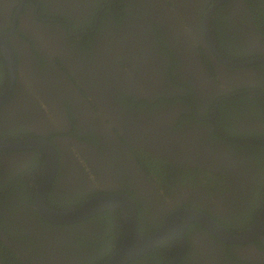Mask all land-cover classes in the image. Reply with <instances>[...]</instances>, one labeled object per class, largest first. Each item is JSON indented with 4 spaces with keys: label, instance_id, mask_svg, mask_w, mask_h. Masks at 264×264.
Segmentation results:
<instances>
[{
    "label": "flooded vegetation",
    "instance_id": "obj_1",
    "mask_svg": "<svg viewBox=\"0 0 264 264\" xmlns=\"http://www.w3.org/2000/svg\"><path fill=\"white\" fill-rule=\"evenodd\" d=\"M220 1L188 0L191 14L177 7L179 29L155 19L162 32L137 42L141 25L131 15L145 0L118 8L111 0H0V36L9 34L17 61L11 84L0 48V143L54 146L48 208L126 195L146 236L182 209L236 235L255 224L264 207V14L251 0L214 8ZM207 17L223 58L261 62L222 63ZM47 156L41 147L0 144V264H103L125 237L122 213L71 225L45 220L36 197ZM184 237L175 264H264V233L232 244L192 222ZM180 250L172 239L130 264H170Z\"/></svg>",
    "mask_w": 264,
    "mask_h": 264
},
{
    "label": "water",
    "instance_id": "obj_2",
    "mask_svg": "<svg viewBox=\"0 0 264 264\" xmlns=\"http://www.w3.org/2000/svg\"><path fill=\"white\" fill-rule=\"evenodd\" d=\"M222 2H224V0L216 4L214 8H216ZM164 7V5L159 7L157 12L153 14V17L156 20L159 19L161 21V19L164 18L163 16H165L164 14L169 11ZM142 24L143 22L140 23V25ZM178 24L179 22L176 21L173 23V27L177 26ZM205 31L213 54L216 55V57L225 65L239 68L248 64H257V62H261L259 60H253L248 64H233L232 62L223 58V56L218 51L208 28V17L205 20ZM8 37L9 34L0 36V48L3 50L8 63L12 67L10 68V79L11 84H13V81L16 77L17 61L13 49L10 47V45H8ZM139 39L140 38H136V41L138 42ZM0 144L4 145L5 149L10 150H23L26 148L41 147L47 153L48 156L44 169V178L37 189L36 197V209L45 220L53 224L71 225L84 222L107 211L118 210L122 213L126 227L125 237L119 250L103 264H130L139 259L144 254L159 247L163 243L172 239H178L181 243V250L176 258L170 263L175 264L182 258L186 251L187 241L184 237V234L189 224L192 222L200 223L212 235L222 238L226 242L232 244L250 243L252 241L262 239L263 237L264 207L255 224L249 230H247L245 234L242 235H236L223 229L211 218L194 209H182L176 211V213L167 218L165 224L160 228V230L151 235H142L139 232V213L137 205L132 198L126 195H100L90 199L88 202L80 205L79 207L71 208L67 211L52 210L47 206V197L54 178L56 177L59 163L58 154L54 146L51 143L41 140L25 141L21 144ZM178 222H183V225H179Z\"/></svg>",
    "mask_w": 264,
    "mask_h": 264
},
{
    "label": "trees",
    "instance_id": "obj_3",
    "mask_svg": "<svg viewBox=\"0 0 264 264\" xmlns=\"http://www.w3.org/2000/svg\"><path fill=\"white\" fill-rule=\"evenodd\" d=\"M98 1L100 4H103L104 1L106 2L108 0H98ZM120 1L121 0H111V5H109V7L112 6V8H113L115 5L118 8ZM185 1L184 0H164V2L160 1V2H162V3H160L158 0H145V3H144L145 5H143L145 7V9L140 13H135V14L133 13L131 15L132 18L134 17V19H133V20H135L134 23L137 24V23L143 22V24L139 28V31L135 32V36H136L135 39L140 38L138 40V42H140V41L147 42L149 35H150V39H151L152 33H155V35H157V34H160L162 32L161 30H159V28H161L160 23L158 21H156L155 18L152 17L151 15L155 14V12H157L158 8L163 6V5L165 6L164 8H166L169 11L164 14L165 16H163L164 18L162 20H167V21L169 20L172 25L176 21H179V24H180V20L179 19L176 20V16L178 14H180V12L178 11L180 7H182V9L184 7L188 8L190 14H191V11L193 12V10H192L193 7L187 3L188 0H185ZM251 1H252L253 9L255 10L256 14L259 15L258 18L262 19L263 14H264V9H262L261 6L259 5V0H251ZM177 7H178V10H177ZM121 17L123 19L127 18L126 15H122ZM179 24L175 27L172 26V30L175 31L176 29H179L180 28ZM132 25H134V24H132ZM214 29H215V27H214ZM261 29H262L261 27L258 28V30H261ZM174 31H173L172 35L176 33V32L174 33ZM216 33L218 34V36L221 39L222 35L220 34L218 27H216ZM159 38H160V44H161L162 50L164 52H167V53L169 52L171 54V50L167 47L166 43H164L163 35L162 36L160 35ZM220 39L218 38V41H220ZM120 213H121L120 211H109V212L104 213L103 215H108L109 217H111L115 214H120ZM141 213H142V210L140 209V214ZM157 250H159V248Z\"/></svg>",
    "mask_w": 264,
    "mask_h": 264
},
{
    "label": "clouds",
    "instance_id": "obj_4",
    "mask_svg": "<svg viewBox=\"0 0 264 264\" xmlns=\"http://www.w3.org/2000/svg\"><path fill=\"white\" fill-rule=\"evenodd\" d=\"M160 1H163L164 2V0H160ZM56 211H58V210H56ZM49 223H51V222H49Z\"/></svg>",
    "mask_w": 264,
    "mask_h": 264
}]
</instances>
